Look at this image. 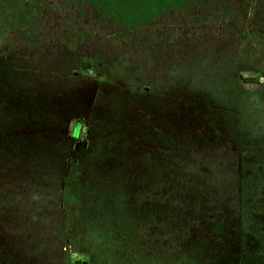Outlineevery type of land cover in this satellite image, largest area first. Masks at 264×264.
<instances>
[{"label": "trees", "instance_id": "1", "mask_svg": "<svg viewBox=\"0 0 264 264\" xmlns=\"http://www.w3.org/2000/svg\"><path fill=\"white\" fill-rule=\"evenodd\" d=\"M55 2L56 10L50 0H0V50L31 61L56 45H88L106 61L124 60L146 89L190 55L219 53L226 62L234 39L226 26L264 32V0ZM245 78L243 88L257 87ZM72 124L76 137L82 124ZM193 127L191 140L208 144L177 145L172 138L184 135L154 127L161 162L133 196L148 216L129 224L107 255H94L85 215L68 194H26L0 168V264H67L68 253L72 264L89 256L91 264H264V153L242 162L225 134Z\"/></svg>", "mask_w": 264, "mask_h": 264}, {"label": "rangeland", "instance_id": "2", "mask_svg": "<svg viewBox=\"0 0 264 264\" xmlns=\"http://www.w3.org/2000/svg\"><path fill=\"white\" fill-rule=\"evenodd\" d=\"M50 4L57 9L55 0ZM226 28L234 37L226 62L219 53L190 55L149 89L124 60L106 61L88 45L76 52L56 45L31 61L24 59L30 54L1 49L0 168H8L9 182H20L26 194H68L100 256L148 216L133 196L161 162L154 127L184 135L170 142L193 148L209 143L191 140L199 123L210 136L216 129L225 134L242 162L264 153V32ZM240 76L257 78V87L243 88ZM74 120L82 124L76 137L69 134ZM73 259L66 254L67 264Z\"/></svg>", "mask_w": 264, "mask_h": 264}]
</instances>
